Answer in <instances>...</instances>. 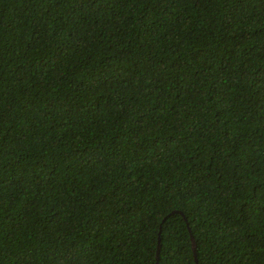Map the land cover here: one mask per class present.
Masks as SVG:
<instances>
[{
    "label": "trees",
    "instance_id": "16d2710c",
    "mask_svg": "<svg viewBox=\"0 0 264 264\" xmlns=\"http://www.w3.org/2000/svg\"><path fill=\"white\" fill-rule=\"evenodd\" d=\"M195 258L264 264V0H0V264Z\"/></svg>",
    "mask_w": 264,
    "mask_h": 264
},
{
    "label": "water",
    "instance_id": "95a60500",
    "mask_svg": "<svg viewBox=\"0 0 264 264\" xmlns=\"http://www.w3.org/2000/svg\"><path fill=\"white\" fill-rule=\"evenodd\" d=\"M190 236H191V243H192V247H193V252H194V255H195V241H194L193 235L191 234ZM158 252H159V246L157 247V253H156V258L157 259H158ZM195 262L197 264V259L196 258H195ZM156 264H158V262Z\"/></svg>",
    "mask_w": 264,
    "mask_h": 264
}]
</instances>
